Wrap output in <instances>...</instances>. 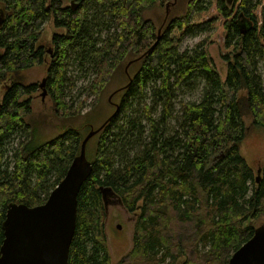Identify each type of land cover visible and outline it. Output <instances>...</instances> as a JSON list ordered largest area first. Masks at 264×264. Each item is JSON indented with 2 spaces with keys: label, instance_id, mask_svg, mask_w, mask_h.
Here are the masks:
<instances>
[{
  "label": "trees",
  "instance_id": "trees-1",
  "mask_svg": "<svg viewBox=\"0 0 264 264\" xmlns=\"http://www.w3.org/2000/svg\"><path fill=\"white\" fill-rule=\"evenodd\" d=\"M176 1L0 0V246L8 205L44 203L81 155L85 136L69 123L86 105L72 94L76 63L91 76V92L123 65L129 81L98 131L68 264H228L264 223V161L258 180L240 152L247 118L264 130V0H185L159 26L146 17ZM50 19L59 31L47 52L42 32ZM196 30L204 36L181 50ZM212 44L227 64L225 78ZM44 63L54 115L68 124L35 143L27 118L39 84L8 73ZM194 76L197 100L186 98ZM101 186L136 216L131 248L115 263Z\"/></svg>",
  "mask_w": 264,
  "mask_h": 264
},
{
  "label": "rangeland",
  "instance_id": "rangeland-1",
  "mask_svg": "<svg viewBox=\"0 0 264 264\" xmlns=\"http://www.w3.org/2000/svg\"><path fill=\"white\" fill-rule=\"evenodd\" d=\"M184 2L185 0H177L176 6L174 4L171 9L165 5L156 4L153 6L152 10L148 12V14L146 13V17H152L153 20H155V23L159 26L169 14L182 12L180 10L184 7ZM56 31L59 30L55 27L53 20H48L45 23L42 32V44L46 48L47 52L51 51L50 40ZM204 34V31L199 30L188 34L182 41L181 50L191 48L199 39L204 36ZM210 51L222 77L225 78L227 73V64L220 57L217 45L212 44L210 46ZM123 66L115 71L110 82H108L107 85L97 93L91 92L87 89V84L91 76H85L83 70L75 68L77 67V63L76 65L69 67V75L72 76L75 83L72 89V94L78 95L77 100L86 99V105L80 111L79 115L69 123L80 128L83 136H86L92 128L98 129L115 111V104H118L121 100V91L123 90L121 88L129 81V77L125 72L126 67ZM46 69L47 66L44 63L40 66L20 71L15 74L10 72L8 75L12 80H19L26 84L32 82H37L40 84L43 78L46 77ZM260 71L264 78V62H261L260 64ZM130 74H133L132 68H130ZM194 77L187 85L186 95L188 97L186 98L197 100L202 89L200 90V79L198 77ZM80 90H82V92L79 95ZM42 92L43 89L39 86L38 91L34 93L32 99V112L27 118L33 123V125L35 124L33 127L35 143L52 139L60 132L63 124H68L64 117L61 118L54 115L52 99L50 98L49 94H46V96L43 98ZM175 108L178 110L179 104H177ZM43 119H47L49 122H46ZM36 120H38V122ZM172 123L175 124L174 122ZM245 126L249 129L247 131L246 137L241 143L240 152L247 162L258 170L264 161V130L261 126L254 124L253 120H250L249 118L246 119ZM98 134V132L95 133L87 141L86 145V158L91 163L95 154ZM16 141L17 140L11 142L9 147L10 150L12 146L16 144ZM108 197V204L106 208L107 213L105 219L106 234L108 244L111 249L112 260L113 263H115L131 248V240L136 216L127 211L117 196ZM175 264H182V262L177 261Z\"/></svg>",
  "mask_w": 264,
  "mask_h": 264
},
{
  "label": "water",
  "instance_id": "water-1",
  "mask_svg": "<svg viewBox=\"0 0 264 264\" xmlns=\"http://www.w3.org/2000/svg\"><path fill=\"white\" fill-rule=\"evenodd\" d=\"M71 5L74 6V1H71ZM45 81L43 78L40 83L43 98L47 94ZM103 125L98 129L92 128L85 136L81 155L73 161L44 203L34 206L25 203L8 205L3 221L0 264H68L77 225L78 193L92 171V164L86 158V144ZM260 172L259 168L258 180ZM100 190L107 207L111 188L101 186ZM229 264H264V223L257 226L254 234L232 254Z\"/></svg>",
  "mask_w": 264,
  "mask_h": 264
},
{
  "label": "flooded vegetation",
  "instance_id": "flooded-vegetation-1",
  "mask_svg": "<svg viewBox=\"0 0 264 264\" xmlns=\"http://www.w3.org/2000/svg\"><path fill=\"white\" fill-rule=\"evenodd\" d=\"M39 86H40V84H39ZM42 88V87H41ZM115 104V103H114ZM115 106H116V104H115ZM115 109H116V107H115ZM109 198V197H108Z\"/></svg>",
  "mask_w": 264,
  "mask_h": 264
},
{
  "label": "bare ground",
  "instance_id": "bare-ground-1",
  "mask_svg": "<svg viewBox=\"0 0 264 264\" xmlns=\"http://www.w3.org/2000/svg\"><path fill=\"white\" fill-rule=\"evenodd\" d=\"M87 145V144H86Z\"/></svg>",
  "mask_w": 264,
  "mask_h": 264
}]
</instances>
